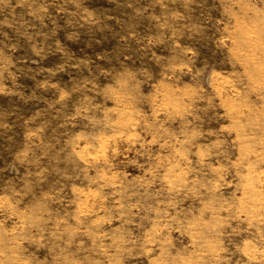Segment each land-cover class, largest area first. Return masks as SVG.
Here are the masks:
<instances>
[{"label": "clouds", "instance_id": "clouds-1", "mask_svg": "<svg viewBox=\"0 0 264 264\" xmlns=\"http://www.w3.org/2000/svg\"><path fill=\"white\" fill-rule=\"evenodd\" d=\"M0 264H264V0H0Z\"/></svg>", "mask_w": 264, "mask_h": 264}]
</instances>
